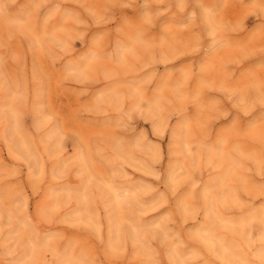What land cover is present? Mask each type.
<instances>
[{"label":"clouds","instance_id":"1","mask_svg":"<svg viewBox=\"0 0 264 264\" xmlns=\"http://www.w3.org/2000/svg\"><path fill=\"white\" fill-rule=\"evenodd\" d=\"M0 264H264V0H0Z\"/></svg>","mask_w":264,"mask_h":264}]
</instances>
